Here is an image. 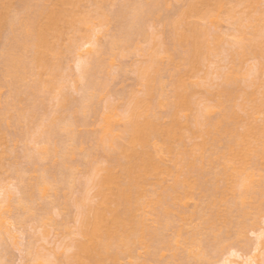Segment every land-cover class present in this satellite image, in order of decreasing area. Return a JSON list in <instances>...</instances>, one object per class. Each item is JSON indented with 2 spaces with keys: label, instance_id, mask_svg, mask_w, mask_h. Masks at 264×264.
<instances>
[{
  "label": "bare ground",
  "instance_id": "bare-ground-1",
  "mask_svg": "<svg viewBox=\"0 0 264 264\" xmlns=\"http://www.w3.org/2000/svg\"><path fill=\"white\" fill-rule=\"evenodd\" d=\"M78 1L57 0L59 6L48 7L39 0L33 16L27 21L25 17L12 15L9 0H0V49H3L0 53L6 74L18 81H26L28 74L34 71L33 66L32 69L28 66L24 49L31 52V62L38 72L54 67L52 55L58 50L49 41V35L58 29L60 20L72 22L71 26L76 24L74 20L77 17H73L72 10ZM106 1L97 0V9L102 8ZM151 1L120 2L111 16L117 25L112 33L111 46L124 43L139 31L141 19L152 9L154 2ZM24 2V6L29 5ZM259 2L188 0L187 6L171 26L169 24L175 47L165 43L162 46L159 43L158 47V41L152 42L148 50L150 59L139 68L143 94L133 96L130 106L121 115L125 119L124 132L119 135L113 133L115 109L110 108V112L104 115L99 141L106 148L108 158L105 164L95 167L96 176L91 184L95 188L96 199L84 204L85 208L80 213L79 237L73 242L72 251L66 255L69 263L149 264L159 253L163 254L166 247L177 259L180 246L187 250L188 259L194 261L206 257L210 244L221 246V235L229 232L233 225L239 234L245 231L246 219L257 206L262 177L259 170L264 168V81L244 94L245 101L242 102L245 103H241L244 115L236 108L234 83H237L242 59L247 54L260 55L263 49L264 7L261 8ZM236 10L238 14L241 12L239 16ZM222 13H227L228 17L231 15L236 24L235 47L229 60L231 65L228 64L227 70L219 69L217 74L222 83H217V88L207 97L209 101L202 107L200 105L198 110L195 108L197 111L194 112V89L192 91L190 80L202 58L216 45L217 37L214 40L208 37L207 24L215 22ZM98 15L102 23L111 21L104 8ZM78 19L82 26L88 23L86 17ZM202 20L208 23L205 25ZM88 27L89 23L84 26ZM95 56L81 66L84 78L81 99L65 94L58 114L53 115L40 132L42 144L39 151L43 157L60 160V176L52 182L49 176L52 174L53 178L54 173L49 167H44L31 185L19 186L18 196L6 191L0 199V209L4 211H10L11 203L15 202L18 209L15 208L18 212L13 210L16 218L21 212L19 210L31 213L35 189L42 197H49L59 187L69 188L72 183L75 169L71 166L73 163H68V158L76 149V116L80 110L87 111L91 99L99 92L96 73L100 62ZM165 59L171 66L173 78V91L170 98L166 97L168 100L162 91L159 92V85H162L159 84V74ZM35 85L34 81L30 87L34 89ZM195 196L205 206L188 214L181 205ZM173 212L177 213L179 223L175 235L167 238L165 230L172 225ZM193 218L198 220L195 222ZM192 220L195 224L193 222L190 232L183 235L182 229L191 225ZM259 236L257 246H264V238L261 234ZM137 248L142 249L143 254L136 256ZM125 258L127 262H123ZM241 260L238 264H264V256L258 259L255 254H245ZM235 261L226 257L221 258L218 264H233Z\"/></svg>",
  "mask_w": 264,
  "mask_h": 264
},
{
  "label": "rangeland",
  "instance_id": "rangeland-1",
  "mask_svg": "<svg viewBox=\"0 0 264 264\" xmlns=\"http://www.w3.org/2000/svg\"><path fill=\"white\" fill-rule=\"evenodd\" d=\"M24 1L29 4L25 5L26 8ZM28 1L9 0L12 5V15L19 18L25 17L28 21L33 16L34 9H36L35 4L39 0ZM40 1L46 3L45 5L48 7L59 6L57 0ZM121 1L107 0L102 8L111 17L119 8ZM156 1L157 5L155 0L151 1L154 2L152 9L141 19L139 31L130 35L127 42L111 46L112 33L117 27L116 22L112 20V17L108 24L99 21L98 12L102 8L97 9V0H79L77 5H73L75 8L72 10L73 17H77L74 20V24H76L71 26L72 22L70 24L66 20H60V24L58 22L59 30H54V32H58H52L54 35L52 33L49 35V41L52 45H56L58 50L57 55H52L55 61L52 69L48 67L38 72L32 63L31 52L23 50L29 68L32 69V66L35 68L28 74L26 81L20 79L18 81L6 74L4 60L0 53V199L7 192L18 196L19 186L21 184L31 185L37 179L36 177L40 176L44 167L50 168L56 177L52 178V174L49 177L51 180L53 179L52 182H56V178L58 179V175L60 176V160H56V157L48 159L42 156L39 151L42 144L40 132L51 117L58 114L60 102L65 94L77 100L81 99L84 88V78L81 73L82 64L95 55L100 62L96 73L99 92L91 99L86 112L82 110L78 112L76 124L74 123L77 137L76 149L68 158V163H73L71 166H74L75 169L73 170L72 183L69 188L59 187L54 192L55 194L52 193L49 197H42L41 193L35 189L36 198L34 197L31 204V213L19 210L21 211L18 213L19 219L15 216V212H18L14 205L15 202L11 203L12 211L0 209V264H39L40 262L42 264H71L66 255L72 251L73 242L79 237L80 213L84 210L85 205L96 199L95 188L91 184L92 178L96 176L97 169L95 167L105 164L108 158L106 148L99 141L104 115L111 109H115L113 133H115L114 135L123 133L125 119L121 115H124V109L128 105L130 106L133 96L142 95L144 91L143 85L140 83L139 68L150 59L149 48L157 41L158 47L164 43L171 48L175 47L171 38L172 27L170 26L187 6L188 0ZM260 1L259 5L261 4L260 7L263 8L264 0ZM27 11L31 14L30 16ZM235 12L237 16L241 14V12L237 13L238 10ZM222 14L212 24L202 20L205 25L208 23L210 40L217 38L216 47L214 46V49L212 48L207 56L202 58L198 70L190 80L192 91L194 89V97L192 96V99L195 100L194 112L209 101L207 97H210L212 90L217 88V83L222 81V78L217 74L219 69L227 70L231 65L229 60L231 61L230 52L235 47L233 40L236 24L233 23L234 20H231V15L228 17L227 13ZM236 14L234 13V15ZM80 17H86L89 23L87 29L84 26L88 23L82 26L78 19ZM90 48L93 49L88 52ZM262 48L260 55L253 54L254 57L252 54H247L239 65L242 67L236 77L237 83H234L236 91L234 97L236 108L242 115L245 114L241 107V103H245L242 102L245 101L244 94L264 81V44ZM178 49L182 51L180 47ZM2 51L3 49H0V52ZM228 64H230L229 67ZM171 72V66L165 59L159 74V84L162 85H159L160 91L159 86L157 89L159 92L162 91L165 100L171 97L173 91ZM34 81L36 85L32 89L30 86ZM190 119L192 121V118ZM187 138H189L188 136H186V140H189ZM262 169L264 168L259 170L262 172L259 204L257 202V209H253L252 214L246 219L247 225L243 233L239 234L237 227L233 225L229 232L221 235L219 242L220 244L222 242L221 246L213 243L207 247V258L194 259V261L188 259L187 250L180 246L176 259L172 256L170 248L166 247L163 254L159 253L155 260H151L149 264H167V262L171 264H218L221 258L225 259L226 257L229 260H236L233 264H238L245 254H255L258 259H261L264 256V246L259 245L258 247L257 242L260 234L264 238V170ZM209 172L212 174L213 170L210 169ZM198 199L197 196L188 199L181 205V209L190 214L197 207L205 206ZM234 209L233 211H236ZM172 214V225L165 230L167 238L175 235L179 223L177 213L173 212ZM195 219L193 218L196 222L198 218ZM193 220L191 225L182 229L183 235L190 232ZM25 244L29 245H26L29 248H26ZM26 249L29 251L27 252ZM134 253L139 255V253L143 254V251L137 248ZM123 262H127L126 258L123 259Z\"/></svg>",
  "mask_w": 264,
  "mask_h": 264
}]
</instances>
